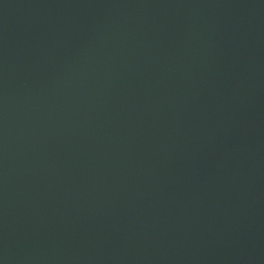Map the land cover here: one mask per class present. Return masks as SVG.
Instances as JSON below:
<instances>
[{"label": "water", "instance_id": "95a60500", "mask_svg": "<svg viewBox=\"0 0 264 264\" xmlns=\"http://www.w3.org/2000/svg\"><path fill=\"white\" fill-rule=\"evenodd\" d=\"M0 264H264V0H0Z\"/></svg>", "mask_w": 264, "mask_h": 264}]
</instances>
